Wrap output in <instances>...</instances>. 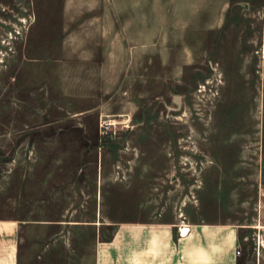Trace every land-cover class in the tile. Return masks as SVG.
<instances>
[{"label":"rangeland","instance_id":"rangeland-1","mask_svg":"<svg viewBox=\"0 0 264 264\" xmlns=\"http://www.w3.org/2000/svg\"><path fill=\"white\" fill-rule=\"evenodd\" d=\"M68 19L97 20L93 45L112 43L103 85L61 58ZM98 93L108 115L80 121ZM0 217L21 227L23 264L80 252L97 227L182 264L254 259L264 0H0Z\"/></svg>","mask_w":264,"mask_h":264},{"label":"crops","instance_id":"crops-1","mask_svg":"<svg viewBox=\"0 0 264 264\" xmlns=\"http://www.w3.org/2000/svg\"><path fill=\"white\" fill-rule=\"evenodd\" d=\"M96 23L97 20H92L89 25L77 27L69 19L63 20L61 26V58L65 60V63L73 64L74 60L83 63L86 71H92L95 68L97 70L96 75L99 77L101 85H103V80L109 74L108 69L111 63L106 60H111L114 52L112 51L110 40L106 44L107 47L104 48L102 44H98L97 42L93 45L94 34L97 32L96 30L94 33L93 29L99 28L95 25ZM102 31L103 29L100 30V32ZM87 82L86 79L85 83ZM97 96L99 99L97 103L89 104L87 108L85 107L75 112L77 117L81 116L79 118L80 121L85 122L89 115L88 113L91 112H95L96 122L103 115H108L109 110L106 109L107 103L104 102V99L107 101V98H104V94L101 93H98ZM98 136L96 132L95 137ZM82 217L87 216L83 214ZM97 217H101V212L93 215V218ZM0 219H4L0 221V264H23L21 261L22 233L18 221H15V217H0ZM101 230V227L95 228L96 241L94 243L81 244L80 247L83 248L78 249L80 252H77L74 244H65L63 247L67 251L66 257L57 259L54 261V264H182L181 260L176 259L175 254H172L170 258L165 257L166 251H174L172 248H167L168 245L165 243H107L101 241ZM160 232L166 233L167 230ZM257 245L258 248L256 249V257L254 259H237L235 261V258H229L218 261L214 258H209L210 256L207 255L205 256L206 258L201 259L197 264H264V237L260 238V243ZM74 255L77 257H71ZM240 255L241 253L238 256Z\"/></svg>","mask_w":264,"mask_h":264},{"label":"bare ground","instance_id":"bare-ground-1","mask_svg":"<svg viewBox=\"0 0 264 264\" xmlns=\"http://www.w3.org/2000/svg\"><path fill=\"white\" fill-rule=\"evenodd\" d=\"M187 231H188V229L183 228V229H182V234H183V235H186V234H187Z\"/></svg>","mask_w":264,"mask_h":264},{"label":"built area","instance_id":"built-area-1","mask_svg":"<svg viewBox=\"0 0 264 264\" xmlns=\"http://www.w3.org/2000/svg\"><path fill=\"white\" fill-rule=\"evenodd\" d=\"M237 254H240L241 252H240V250H237V252H236Z\"/></svg>","mask_w":264,"mask_h":264}]
</instances>
